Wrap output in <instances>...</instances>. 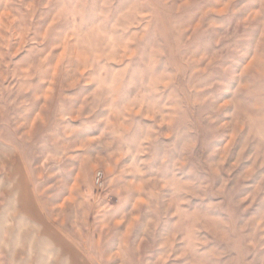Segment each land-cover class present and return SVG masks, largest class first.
Here are the masks:
<instances>
[{
	"label": "rangeland",
	"instance_id": "374dc122",
	"mask_svg": "<svg viewBox=\"0 0 264 264\" xmlns=\"http://www.w3.org/2000/svg\"><path fill=\"white\" fill-rule=\"evenodd\" d=\"M0 264H264V0H0Z\"/></svg>",
	"mask_w": 264,
	"mask_h": 264
},
{
	"label": "built area",
	"instance_id": "2783aa9c",
	"mask_svg": "<svg viewBox=\"0 0 264 264\" xmlns=\"http://www.w3.org/2000/svg\"><path fill=\"white\" fill-rule=\"evenodd\" d=\"M104 180V173L102 171H99L96 173L95 181L98 185H102Z\"/></svg>",
	"mask_w": 264,
	"mask_h": 264
}]
</instances>
